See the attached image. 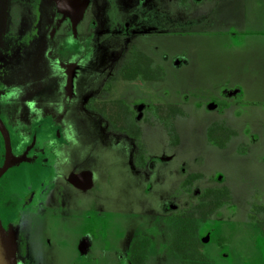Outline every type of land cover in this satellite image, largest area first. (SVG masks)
<instances>
[{"label":"flooded vegetation","instance_id":"1","mask_svg":"<svg viewBox=\"0 0 264 264\" xmlns=\"http://www.w3.org/2000/svg\"><path fill=\"white\" fill-rule=\"evenodd\" d=\"M179 1L188 7L206 0ZM92 3L0 0V217L16 238L19 264H48L45 250L58 251L63 264H156L164 253L183 264H219L230 255L210 251L217 223L228 208L233 213L225 216L237 211L235 193L223 173L190 172L187 164L178 170L168 167L166 177L173 181L176 171L181 176L159 204L168 227L160 231L141 210L137 215L143 220L133 232L131 222L124 223L129 217L117 214L114 219V213L98 202L97 189L117 182L111 181L117 179L115 167L121 184L127 177L144 179L143 194L152 197V187H163L165 181L159 178L170 156L155 150L148 130L165 126L170 143L177 145L181 136L176 119L186 111L179 102H147L123 92L112 95L126 80L165 78L164 66L138 43L128 47L119 73L110 75L102 95L78 98L80 46L92 42L98 24L90 16L93 22L84 33ZM47 6L54 19L44 26ZM44 37L51 41V53L57 51L51 71L61 75L60 95H47L44 80L30 78L23 70ZM187 61L183 56L174 59L176 65ZM233 95L243 99L230 89L223 100H212L208 107L225 109ZM90 115L101 117L115 137L98 140L87 121ZM246 133L250 143H238L239 153L247 155L255 148L264 155V134L260 139L252 128ZM239 134L226 122L215 121L208 128L209 140L221 148ZM107 154L118 165L109 166L101 158ZM254 212L264 213V204L254 203L251 215L256 218ZM258 222L264 230V219Z\"/></svg>","mask_w":264,"mask_h":264},{"label":"rangeland","instance_id":"2","mask_svg":"<svg viewBox=\"0 0 264 264\" xmlns=\"http://www.w3.org/2000/svg\"><path fill=\"white\" fill-rule=\"evenodd\" d=\"M90 16H95L98 24L92 42L83 41L80 46L79 99L102 95L110 75L119 73L128 47L138 43L164 66L165 78L126 80L112 90V95L123 92L147 102H179L186 111L176 119L179 144L170 143L163 125L148 130L155 150L170 156V165L164 166L159 178L160 182L165 181L163 187H152V197L143 194L144 179L127 177L121 184L118 178L122 176L115 167L113 175L117 179L111 181L117 180L116 184L97 189L100 205L111 210L114 219L117 214L129 217L124 223L131 222L133 232L143 220L142 215H137L141 210L150 215V223L159 231L164 230L167 223L159 204L181 176L176 171L173 181L166 177L168 167L178 170L187 164L190 172H204L207 176L221 172L235 193L237 211L231 217L225 215L232 214L233 208L225 211L217 223L210 251L229 252L230 256L219 264H264V230L258 225L264 213L254 212L256 218L251 215L254 203L264 204V155L255 148L247 155L241 154L237 146L250 143L246 129L252 128L260 139L264 134V0H206L188 7L181 6L179 0H93L84 33H89ZM53 19L54 13L47 6L44 26ZM38 43L23 70L30 78L44 80L41 82L47 95L49 91L60 95L61 75L55 76L51 71L57 51L51 53L47 37ZM178 56L186 57L187 63L176 65L174 59ZM230 89L243 99L233 95L225 109L208 107L212 100H223ZM185 94L189 99H185ZM90 116L87 121L98 140L115 137L113 132H107L101 117ZM215 121L226 122L240 132L227 147L216 146L208 138V128ZM101 158L109 166L118 165L113 156ZM153 182L156 184V179ZM44 254L48 264H63L58 251L45 250ZM156 262L183 264L166 253Z\"/></svg>","mask_w":264,"mask_h":264},{"label":"water","instance_id":"3","mask_svg":"<svg viewBox=\"0 0 264 264\" xmlns=\"http://www.w3.org/2000/svg\"><path fill=\"white\" fill-rule=\"evenodd\" d=\"M16 249V238L4 227L0 217V264H19Z\"/></svg>","mask_w":264,"mask_h":264}]
</instances>
